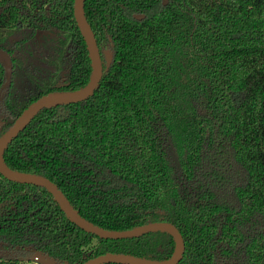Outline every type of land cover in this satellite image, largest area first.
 <instances>
[{
    "label": "trees",
    "instance_id": "obj_1",
    "mask_svg": "<svg viewBox=\"0 0 264 264\" xmlns=\"http://www.w3.org/2000/svg\"><path fill=\"white\" fill-rule=\"evenodd\" d=\"M74 3L0 0V49L13 62L0 137L42 96L88 84ZM85 14L110 68L86 101L40 111L7 165L50 179L104 229L173 224L179 264H264V0H87ZM0 247L15 252L0 264L33 252L83 264L107 253L164 260L175 242L101 239L46 189L0 173Z\"/></svg>",
    "mask_w": 264,
    "mask_h": 264
},
{
    "label": "water",
    "instance_id": "obj_2",
    "mask_svg": "<svg viewBox=\"0 0 264 264\" xmlns=\"http://www.w3.org/2000/svg\"><path fill=\"white\" fill-rule=\"evenodd\" d=\"M87 0H75L74 16L82 36L86 42L89 57L91 59L92 73L88 84L78 90L70 92H54L42 96L32 103L13 123V125L0 137V173L10 181L31 184L46 189L66 214L67 218L87 233L93 234L101 239L124 240L139 238L152 232H164L169 234L175 242L173 255L164 260H152L137 257L130 254L107 253L87 260L83 264H179L185 252V241L179 229L168 222H152L128 230H108L85 219L76 210L67 196L50 179L33 173L13 170L5 162V152L15 138L31 123V121L43 109L54 108L62 105H70L86 101L94 95L99 88L105 70H108L113 62V53L106 50L103 55L100 52L95 34L85 14V3ZM167 6L169 0H162ZM144 15H135L138 20L144 19ZM0 65L4 68V80L2 89L10 86L13 74V62L9 53L0 49ZM32 261L40 264H56L54 260L40 252H34Z\"/></svg>",
    "mask_w": 264,
    "mask_h": 264
},
{
    "label": "flooded vegetation",
    "instance_id": "obj_3",
    "mask_svg": "<svg viewBox=\"0 0 264 264\" xmlns=\"http://www.w3.org/2000/svg\"><path fill=\"white\" fill-rule=\"evenodd\" d=\"M5 83V80L3 79L2 81V84L0 86V114H2V117H8L10 116L9 115V112L6 110V106L4 105V100L6 99V96L7 94L9 93L11 87H12V84H13V74H12V81H11V84L9 87H7L6 89H2L3 87V84ZM34 253V252H33ZM33 253L31 254V256L33 255ZM15 256V252L10 250V249H5L3 247H0V258H12ZM31 256L29 257V261L26 262V264H40V263H37L35 261H32L31 260Z\"/></svg>",
    "mask_w": 264,
    "mask_h": 264
},
{
    "label": "rangeland",
    "instance_id": "obj_4",
    "mask_svg": "<svg viewBox=\"0 0 264 264\" xmlns=\"http://www.w3.org/2000/svg\"><path fill=\"white\" fill-rule=\"evenodd\" d=\"M138 15H141V14H138ZM36 262V261H35ZM38 263V262H37ZM31 264H33V263H31Z\"/></svg>",
    "mask_w": 264,
    "mask_h": 264
}]
</instances>
